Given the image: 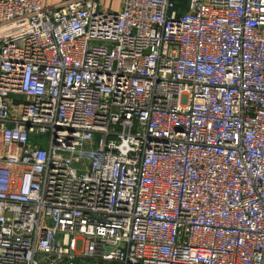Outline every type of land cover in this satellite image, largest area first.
<instances>
[{
  "label": "built area",
  "instance_id": "1",
  "mask_svg": "<svg viewBox=\"0 0 264 264\" xmlns=\"http://www.w3.org/2000/svg\"><path fill=\"white\" fill-rule=\"evenodd\" d=\"M0 264H264V0H0Z\"/></svg>",
  "mask_w": 264,
  "mask_h": 264
},
{
  "label": "crops",
  "instance_id": "2",
  "mask_svg": "<svg viewBox=\"0 0 264 264\" xmlns=\"http://www.w3.org/2000/svg\"><path fill=\"white\" fill-rule=\"evenodd\" d=\"M67 0H44V5L54 6ZM101 9L117 11L120 10L123 0H93Z\"/></svg>",
  "mask_w": 264,
  "mask_h": 264
},
{
  "label": "rangeland",
  "instance_id": "3",
  "mask_svg": "<svg viewBox=\"0 0 264 264\" xmlns=\"http://www.w3.org/2000/svg\"><path fill=\"white\" fill-rule=\"evenodd\" d=\"M14 106H16V104H14Z\"/></svg>",
  "mask_w": 264,
  "mask_h": 264
}]
</instances>
